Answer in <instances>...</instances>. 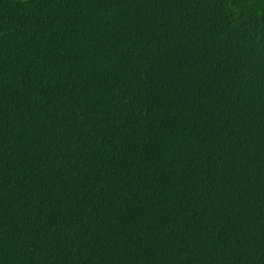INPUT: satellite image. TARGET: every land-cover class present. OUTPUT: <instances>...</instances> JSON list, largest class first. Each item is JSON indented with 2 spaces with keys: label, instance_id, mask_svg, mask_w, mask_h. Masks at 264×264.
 <instances>
[{
  "label": "trees",
  "instance_id": "16d2710c",
  "mask_svg": "<svg viewBox=\"0 0 264 264\" xmlns=\"http://www.w3.org/2000/svg\"><path fill=\"white\" fill-rule=\"evenodd\" d=\"M0 264H264V0H0Z\"/></svg>",
  "mask_w": 264,
  "mask_h": 264
},
{
  "label": "bare ground",
  "instance_id": "6f19581e",
  "mask_svg": "<svg viewBox=\"0 0 264 264\" xmlns=\"http://www.w3.org/2000/svg\"><path fill=\"white\" fill-rule=\"evenodd\" d=\"M157 139V138H156ZM169 147H171L170 145H169ZM80 251V250H79ZM72 257V256H71ZM71 257H69V258H71Z\"/></svg>",
  "mask_w": 264,
  "mask_h": 264
}]
</instances>
